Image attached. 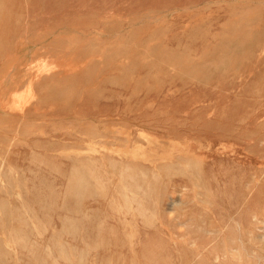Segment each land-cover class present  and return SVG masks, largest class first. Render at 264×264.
<instances>
[{"label": "rangeland", "instance_id": "obj_1", "mask_svg": "<svg viewBox=\"0 0 264 264\" xmlns=\"http://www.w3.org/2000/svg\"><path fill=\"white\" fill-rule=\"evenodd\" d=\"M0 264H264V0H0Z\"/></svg>", "mask_w": 264, "mask_h": 264}, {"label": "bare ground", "instance_id": "obj_2", "mask_svg": "<svg viewBox=\"0 0 264 264\" xmlns=\"http://www.w3.org/2000/svg\"><path fill=\"white\" fill-rule=\"evenodd\" d=\"M237 47H238V46H237ZM45 66H46V65H45ZM49 68H50V67H49ZM50 70H51V69H50ZM36 76H38V75L36 74ZM39 76H41V75H39ZM38 78H39V77H38ZM31 80H32V78L30 79L29 82H31ZM32 81H33V80H32ZM31 83H32V82H31ZM32 84H33V83H32ZM30 85H31V84H30ZM27 86L30 87V86H29V83H28ZM28 89H30V88H28ZM32 89H33V88H32ZM28 91H29V90H28ZM32 91H33V90H32ZM32 93H33V92H32ZM33 94H34V93H33ZM30 95H31V94H30ZM18 96H19V95H18ZM21 96H22V94H21ZM33 96H34V95H33ZM31 100H33L32 97H31ZM23 101H24V100H23ZM14 102H15V101H14ZM20 102H21V100H20ZM29 102H30V101H29ZM26 104H27V103H25V105H26ZM29 104H30V103H29ZM29 104H28V105H29ZM14 105H16V104H14ZM19 105H20V107H21L23 104H22V105L19 104ZM25 105H24V107H22V108H25ZM17 106H18V105H17ZM26 106H27V105H26ZM15 107H16V106H15ZM19 109H20V108H19ZM19 109H18V110H19ZM16 110H17V108L15 109V111H16ZM33 110H34V109H33ZM33 110H32V111H33ZM22 111H24V110L22 109L21 112H22ZM34 113H35V111H34ZM144 157H145V156H144ZM128 160H129V159H128ZM91 176H92V175H91ZM88 178H89V177H88ZM69 184H70V183H69ZM90 184L92 185L93 183L91 182ZM94 185H95V184H94ZM94 185H92V186H94ZM95 187H96V186H95ZM126 187H127V186H126ZM91 188H92V187H91ZM93 188H94V187H93ZM12 210H14V208H13ZM10 214H11V213H10ZM10 214H9V215H10Z\"/></svg>", "mask_w": 264, "mask_h": 264}]
</instances>
